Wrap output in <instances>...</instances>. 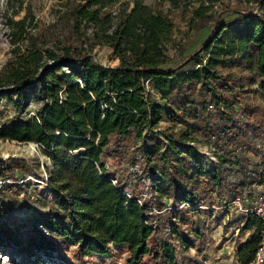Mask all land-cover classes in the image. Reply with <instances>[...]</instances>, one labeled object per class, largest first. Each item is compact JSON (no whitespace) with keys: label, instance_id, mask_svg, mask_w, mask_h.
Returning a JSON list of instances; mask_svg holds the SVG:
<instances>
[{"label":"trees","instance_id":"obj_1","mask_svg":"<svg viewBox=\"0 0 264 264\" xmlns=\"http://www.w3.org/2000/svg\"><path fill=\"white\" fill-rule=\"evenodd\" d=\"M116 1L59 0L57 16L76 29H93L98 43L114 50L119 59L116 66L97 62L83 47L47 48L28 32L26 18L8 20L11 42L16 46L10 50L11 60L0 69V88H4L10 102L15 97L12 105L20 108L28 89L38 90L46 103L36 117L1 127L0 139L38 142L45 148L52 163L48 187L60 214L59 219L33 216L30 226L34 232L19 236L0 210V240L28 253L32 260L46 255L62 261L63 254L71 251L68 264H86V257L111 256L112 246H125L129 254L127 264H177L174 245L156 236L147 206L113 184L105 175L103 158L117 142L133 143V150L155 159L151 172L157 173L153 186L159 192L158 199L168 196L182 204L190 202L196 187L187 192L158 170L163 168L168 153L176 155V144H169L167 154L153 153L144 145L147 132L163 117L162 106L151 97L146 84L150 83L165 102H173L170 98L184 85L205 88L210 94L209 105L215 106L221 125L219 129L207 124L206 130L220 135L218 140L229 136L225 140L234 143L241 135L236 132L235 103L223 93L237 97L248 81L257 83L264 95V0H246L248 10L236 11L239 17L235 21L217 26L213 38L198 52L171 67L167 66L172 61L167 51L172 43L173 21L158 7H150L142 0H135L130 8L124 7L113 15L108 7ZM221 1L157 3L188 7L197 2L193 18L205 20L209 17L207 12ZM49 61L53 64L47 66ZM63 66L68 72L58 76L56 73ZM235 69L249 72L242 75ZM187 107L180 105L178 110L195 119L191 128L197 129L196 123H207L203 117L207 106L199 109L191 102ZM189 139L187 136L183 141ZM182 155L186 156L182 159L186 161L182 176L192 179L208 175L192 146ZM192 170L193 175L189 173ZM4 171L0 170V176L5 175ZM221 179L218 172L212 177L216 183ZM251 228L256 229L255 235L240 244L237 251L240 264H248L254 257L261 239L260 218L247 216L242 230Z\"/></svg>","mask_w":264,"mask_h":264},{"label":"rangeland","instance_id":"obj_2","mask_svg":"<svg viewBox=\"0 0 264 264\" xmlns=\"http://www.w3.org/2000/svg\"><path fill=\"white\" fill-rule=\"evenodd\" d=\"M134 1L117 0L108 10L115 15L124 7L130 8ZM142 1L150 7H158L173 21L172 43L167 51L172 58L167 65L170 67L198 52L205 42L213 38L217 26L235 21L239 17L236 11L248 10L249 5L246 0H223L207 12V19L197 20L193 18L194 8L199 6L197 2L188 7H173L169 3L158 4L157 0ZM59 9V0H0V69L11 60L10 50L16 46L11 42L8 20L23 17L27 19V30L33 39L43 42L47 48L59 50L60 47L75 45L88 49L93 58L103 65L119 64L114 50L98 43L93 29H76L59 21ZM19 43L22 45V42ZM52 64L53 61H49L47 66ZM235 70L242 75L249 72ZM64 72H68L66 66L56 74L61 76ZM146 85L151 97L162 106L163 117L157 126L147 132L144 145L153 153L167 154L169 144H176L178 148L175 154L179 158L168 153L166 162L163 165L159 163L163 168L158 170H163L167 177L184 186L185 191L196 187L194 196L184 204L168 196L158 199L159 192L153 186L157 173L154 175L151 172L155 159L149 158L150 154L145 157L140 151L133 150L134 144L131 142H117L111 153H106L103 158L105 175L127 196L147 206L156 236L174 245L177 264H240L238 248L241 243L252 239L256 229L242 230L247 217L234 209L232 201L245 187L254 186L257 190L264 187V95L257 83L250 84L248 81H245V89L237 97L223 93L235 103L236 132L241 135L234 143L225 140L229 136L218 140L220 135L206 130L208 125L219 129L221 125L215 106L209 105L210 94L205 88L197 84L184 85L180 92L170 98L173 102H165L160 100L150 83ZM3 89L0 88V128L19 125L36 117L46 103L38 90L28 89L20 108V105H12L15 97L10 102ZM191 102L199 109L207 106L206 110L202 109L207 123H196L199 126L197 129L191 128L195 119L178 110L180 105L189 108L187 104ZM187 136L191 139L183 141ZM188 146L194 148L205 164V170L209 171L207 176L192 179L182 176L186 162L182 161L186 158L182 154L187 153ZM51 169V160L40 143L0 139V170H5V175L0 176V210L19 236L34 232L30 226L33 216L37 215L40 219L54 216L59 219L60 214L48 187ZM217 171L222 177L220 183L212 180ZM189 173L192 174L193 170ZM70 252L63 254L62 261L59 257L50 259L46 255L32 260L28 253L17 251L13 245L0 240V264H68ZM111 252V256L86 257L85 263L127 264L129 254L125 246H112Z\"/></svg>","mask_w":264,"mask_h":264},{"label":"built area","instance_id":"obj_3","mask_svg":"<svg viewBox=\"0 0 264 264\" xmlns=\"http://www.w3.org/2000/svg\"><path fill=\"white\" fill-rule=\"evenodd\" d=\"M138 202L142 203L140 200ZM232 206L245 214L246 217L255 216L262 221L261 239L252 261L248 264H264V187L261 190H257L254 186L245 187L236 194L232 201ZM152 225L155 227L154 224Z\"/></svg>","mask_w":264,"mask_h":264},{"label":"crops","instance_id":"obj_4","mask_svg":"<svg viewBox=\"0 0 264 264\" xmlns=\"http://www.w3.org/2000/svg\"><path fill=\"white\" fill-rule=\"evenodd\" d=\"M218 171L221 172L222 170H218ZM218 171H217V172H218ZM243 243H244V242H243ZM241 244H242V243H241Z\"/></svg>","mask_w":264,"mask_h":264},{"label":"bare ground","instance_id":"obj_5","mask_svg":"<svg viewBox=\"0 0 264 264\" xmlns=\"http://www.w3.org/2000/svg\"><path fill=\"white\" fill-rule=\"evenodd\" d=\"M33 147V146H32ZM207 152V151H206ZM211 156V155H210Z\"/></svg>","mask_w":264,"mask_h":264}]
</instances>
